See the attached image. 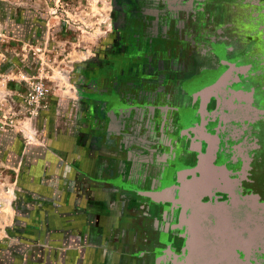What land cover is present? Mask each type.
<instances>
[{"label": "flooded vegetation", "instance_id": "af4514ba", "mask_svg": "<svg viewBox=\"0 0 264 264\" xmlns=\"http://www.w3.org/2000/svg\"><path fill=\"white\" fill-rule=\"evenodd\" d=\"M114 2L117 39L86 95L92 264H264V0ZM224 70L228 91L187 92ZM211 140L216 182L185 189Z\"/></svg>", "mask_w": 264, "mask_h": 264}, {"label": "rangeland", "instance_id": "374dc122", "mask_svg": "<svg viewBox=\"0 0 264 264\" xmlns=\"http://www.w3.org/2000/svg\"><path fill=\"white\" fill-rule=\"evenodd\" d=\"M119 18L114 0H0V264L100 262L87 235L100 187L87 173L86 95ZM37 84L47 91L38 107Z\"/></svg>", "mask_w": 264, "mask_h": 264}, {"label": "water", "instance_id": "95a60500", "mask_svg": "<svg viewBox=\"0 0 264 264\" xmlns=\"http://www.w3.org/2000/svg\"><path fill=\"white\" fill-rule=\"evenodd\" d=\"M241 74L243 76H245L246 75V70L242 69L241 70ZM241 81L242 80L238 79V83L239 84L241 83ZM229 85H230V71L229 70H224V71H222L221 73H219V74H217L215 76L208 77V78H206L203 81L197 82L196 84H194L191 87H189L187 89V92L189 93V95H194V96L201 95V96L208 97L209 95H212L213 93H215V91L218 90V88H220L222 86L228 91L229 90ZM237 94L247 95L246 94V89L244 87L238 89L237 90ZM248 95H255V93L252 90V91H250L248 93ZM188 117L191 118L192 116H188ZM213 143H214L213 140H211V143H210L211 146H210V148L208 150V154L206 156H204L200 160L199 166L197 168H192V169L189 168V169H185L184 170V175H183L184 178L181 181H182L183 187L185 189L191 190L190 188H188V185L199 183L202 180V164L204 163V161L208 157H210L211 161L214 158V154L215 153H214V149H213V145H214ZM196 172H200L201 173L200 178H196L195 177ZM187 175H191L192 179L186 180V176ZM170 186H171L170 183L165 185V187H164L165 192H167L169 190ZM166 189H168V190H166ZM200 192H204V191H200ZM208 204H210V203L207 202L203 206L204 207H208L209 206Z\"/></svg>", "mask_w": 264, "mask_h": 264}, {"label": "crops", "instance_id": "0c3cea01", "mask_svg": "<svg viewBox=\"0 0 264 264\" xmlns=\"http://www.w3.org/2000/svg\"><path fill=\"white\" fill-rule=\"evenodd\" d=\"M71 143H72L71 144L72 147L76 148V147H78V145L81 142H79L77 140H73ZM86 148H87L86 153L88 154L89 153V149H88L87 145H86ZM88 158L89 159H87V166H88L87 173H88V179L90 180V179H92L94 177L92 172H91V168H93V166L95 165V162L99 161V160L98 159H93L91 157V155H89V154H88ZM71 161H72V159H71ZM96 178L99 179V177H96ZM214 178H215V172L213 171V166L211 164V159H210V157H208L204 161V163L202 164V180L200 181L201 183L199 182V183H196V184H190V185H188V188H190L191 190H197V191L200 190V191H202L201 188H198V186H201L203 184L202 185V188H203L204 185L209 184V182L211 183V181Z\"/></svg>", "mask_w": 264, "mask_h": 264}, {"label": "built area", "instance_id": "2783aa9c", "mask_svg": "<svg viewBox=\"0 0 264 264\" xmlns=\"http://www.w3.org/2000/svg\"><path fill=\"white\" fill-rule=\"evenodd\" d=\"M46 89L41 84L34 85L30 95H28L29 101L36 107L39 106L40 102L45 98Z\"/></svg>", "mask_w": 264, "mask_h": 264}, {"label": "bare ground", "instance_id": "6f19581e", "mask_svg": "<svg viewBox=\"0 0 264 264\" xmlns=\"http://www.w3.org/2000/svg\"><path fill=\"white\" fill-rule=\"evenodd\" d=\"M194 52V51H193ZM193 57V56H192ZM196 71V70H195Z\"/></svg>", "mask_w": 264, "mask_h": 264}]
</instances>
